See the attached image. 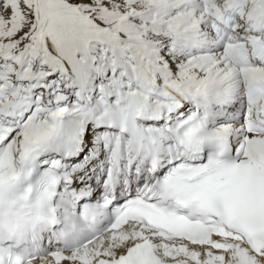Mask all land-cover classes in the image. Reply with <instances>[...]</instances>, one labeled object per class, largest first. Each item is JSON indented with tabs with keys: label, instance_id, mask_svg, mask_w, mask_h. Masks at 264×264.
<instances>
[{
	"label": "snow or ice",
	"instance_id": "snow-or-ice-1",
	"mask_svg": "<svg viewBox=\"0 0 264 264\" xmlns=\"http://www.w3.org/2000/svg\"><path fill=\"white\" fill-rule=\"evenodd\" d=\"M0 264H264V0H0Z\"/></svg>",
	"mask_w": 264,
	"mask_h": 264
}]
</instances>
